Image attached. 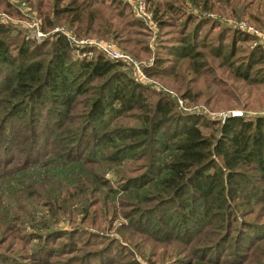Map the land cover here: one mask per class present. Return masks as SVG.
<instances>
[{
    "label": "rangeland",
    "instance_id": "374dc122",
    "mask_svg": "<svg viewBox=\"0 0 264 264\" xmlns=\"http://www.w3.org/2000/svg\"><path fill=\"white\" fill-rule=\"evenodd\" d=\"M68 1L59 0L55 5L61 6ZM98 1H102L103 4ZM94 2V7L100 10L98 14L104 19L100 20L101 25L104 27L108 21L110 31L115 24L114 34L75 33L72 27L59 18H52L53 25L47 26L44 19L54 0H0V23L8 27L6 42L9 51L15 56L22 41H26L28 45L29 41L34 44L40 43L37 47L35 45L28 47L30 51L28 58H43L49 51L46 42H50L57 34L62 35L75 47V50L70 52L71 57L89 58L91 53L94 54V51H89L90 49L106 57L96 43L111 44L117 51L125 53L130 58L122 61L124 65L120 70H124L134 82L142 85L140 90L147 103L152 104L160 95L168 96L174 103L173 111L193 114L199 118L198 124L203 132L216 135L217 127L205 120L212 117L219 119V114L232 110L240 111L243 116L250 119L264 116V58L262 57L259 63L252 62L247 73L250 83L235 75L245 71L244 61L246 57H250L251 52L264 50V0H94ZM112 2L124 5L115 8L124 11L122 17L115 15V9L109 10L105 7ZM153 9H156V16L163 20V26L156 22L155 16L153 17ZM145 14H150V17L147 18ZM132 17L140 24L125 25V20ZM240 33L245 34L244 40ZM183 39L187 43H192L193 55L189 59H180L177 53L169 49L172 46L182 47ZM78 40L91 41L97 46L88 43L80 46ZM84 45L91 46H86L89 49L80 51L79 49H82L80 47ZM229 53L231 58L227 61L223 55L230 57ZM23 61H27V58ZM156 61L159 64H156ZM15 62L19 67L21 60L17 59ZM20 68L21 66L18 69ZM137 69L143 77L137 74ZM17 71L16 68H8L0 63V80L6 73L4 80L12 84L13 80L9 83L8 79L14 78ZM74 79L79 80L80 77L75 76ZM82 81L89 91L96 90L102 82L84 78ZM105 87L108 88V84ZM0 99L2 122L9 107L7 108L8 98L5 94L0 95ZM80 110L81 107L77 105V109L73 110L75 112L70 114L73 119H69L68 123L61 122L62 130L78 126L79 114L82 112ZM20 115L4 123L0 142H6L8 145L5 140L16 136L9 133L21 134V123L26 121L27 115L23 117V122ZM31 116L33 120L29 122V126L33 125L35 130L41 129L38 126L40 121H37L36 110ZM142 117V112L133 109L124 112L122 118L112 116L107 121L112 123L115 121V125L141 128ZM45 122L49 127L54 123ZM109 127H112L111 123ZM178 128L179 126L172 123H165L152 140L140 134L136 136L139 140L137 143L131 142L133 148L125 147V143H130L131 140H117L120 158L116 162L109 160L107 153L111 151L110 149L101 146L95 149L92 136L89 135L84 137L85 144L79 150L81 154L68 156L65 158L67 162L65 164L61 163L64 161L62 159L49 161L48 163H61V167L55 168L56 174L65 171L73 177L72 172H75L84 178L83 180L88 181L87 187L97 189L91 194L84 191L88 195L83 194V197L82 194H74L77 199L67 195L69 208L79 209L89 205L95 201L93 199L95 195L102 196L100 193L102 192L115 200V210L113 212L108 208L105 214L92 213V209L98 208L101 204L96 200L97 202L89 207L87 215L76 210V214H72L73 218L69 219L68 214L53 216L49 207L43 203L39 205L40 202L47 201L46 198L31 204L21 202L24 212L21 210L18 230L11 233L0 232L2 234L0 264H264V254H261L264 253V238L257 235L261 231L264 232V193L260 191L261 188L264 189V180H261L260 172L253 164L243 169L245 171L241 176L247 177V182H239L238 187L233 190L234 193L231 192L233 194L231 198L228 196L230 211L225 214L224 203L218 202L221 207L218 209L216 207L215 213L203 216L200 208L205 201L198 199L197 195H190L189 192H182V198L168 200L165 194H161L163 195L161 197L145 192L150 184L142 186L143 188H134L132 185L128 188L130 186L128 184L129 186L126 185L124 188L132 191L122 190L121 183L125 179L126 181L135 179V183L141 179V175L146 177L150 174L149 170H146L147 161L144 158H135L136 155L141 153L145 158L160 155L157 150L171 135L179 131ZM42 130L35 132L38 134L37 138ZM97 131H100L99 127L96 128ZM19 139L20 136L16 141ZM37 141L41 144L40 155L37 157L43 159L45 155L41 151L44 147L40 137ZM11 145L15 147L13 143ZM130 152L136 155L132 156ZM11 157L12 159L0 164V167L6 166L0 168V171L6 173L4 179L21 175V181L27 170L17 172L19 167L15 169L22 162L20 149ZM84 158L89 159L87 164L86 160L83 162ZM19 172L21 173L17 174ZM149 177L153 178L152 173ZM24 181L30 182L27 179ZM7 183L0 185V188L5 189ZM24 191L32 193L33 190ZM69 193L75 192L70 188ZM60 195L63 197V194ZM42 196L45 197L43 194ZM8 200L11 199H1V204ZM187 200L198 211L194 216V222H185L183 217L185 211H182V214L179 207V201ZM208 201L209 207L216 204L213 198ZM233 210L234 213L231 212ZM42 216L48 218V231L32 227ZM224 218L227 219L223 220ZM53 220L55 222H52ZM52 230L59 232L50 233ZM225 233L229 238L227 241L224 239L225 249L215 248L217 253L214 252L215 255H212L213 251L209 252L210 248ZM184 234L187 235L183 236ZM248 237L250 240L254 239L250 246ZM208 255L211 256L209 259ZM3 259L6 262L1 261Z\"/></svg>",
    "mask_w": 264,
    "mask_h": 264
},
{
    "label": "trees",
    "instance_id": "16d2710c",
    "mask_svg": "<svg viewBox=\"0 0 264 264\" xmlns=\"http://www.w3.org/2000/svg\"><path fill=\"white\" fill-rule=\"evenodd\" d=\"M58 1L54 0L50 11L46 13L44 21L47 26L53 25L52 18H59L72 27L75 33H81L82 35L114 34L115 24L110 31L108 21H106L104 27L101 25L100 20L104 21V19L98 14L100 10L94 7V0H69L64 5L57 6L55 2ZM98 2L103 4L102 1ZM118 6L121 8L124 5L119 4V2L105 5L109 10H114ZM120 8L115 9L117 17L124 15V11ZM152 14L153 17L155 16L156 22L163 26V20L156 16V9L152 10ZM124 23L127 26L140 24L133 17L125 20ZM8 32V27L0 23V63L8 68H16L18 71L14 78L10 77L8 79L10 80L9 83L13 80L12 84H8V81L4 80L6 73L3 74L0 80V95L5 94V97L8 98L7 108L9 107L2 122L0 121V135L3 136L2 126L9 119L15 118L19 114H21V121L25 114L27 119L21 123V134L17 132L9 133V135L16 134V136L5 140L8 145L6 142H0V164L12 159L11 155L20 149L22 162L15 169L19 167L17 172L25 169L27 172L21 177L20 181L21 175L4 179L6 173L0 171V185L8 182L5 189L0 188V232L11 233L18 230L17 224L21 222V210L24 212L21 202L31 204L43 198H46L47 201H42L39 205L43 203V205L49 207V211L53 213V216L68 214V218L72 219V214H76V210L87 215L89 207L97 201L101 203L98 206L100 210L94 208L92 213L105 214L108 208L114 212L115 200L107 197L102 192H100L102 196L95 195L96 197L93 198L95 201L89 205L79 207V209L69 208L67 198L77 199L74 194L77 195L78 193L82 194V197L83 194L87 196L88 194L84 191L91 194L96 192L97 189L87 187L88 181L83 180L84 178L75 172H72L73 177L65 171L59 172V174L55 173V168L61 167V163H67L65 158L81 154L79 150L85 144L86 139L84 137L86 135L92 136L95 149L98 146L110 149L111 151L107 153L109 160L116 162L120 158L118 156L117 140H131L130 143H125V147L130 146L133 148L131 142L137 143L139 140L136 136L140 134L148 140H152L163 124L172 123L174 126H179V131L171 135L169 140L162 143L161 148L157 150L160 155H150L145 158L141 153L136 155V153L130 152V155H136L135 158H144L147 161L146 170H149L150 174L152 173L153 178L149 177L150 174L146 177L141 175V179H137L138 181L135 183V179H128L127 181L125 179L121 183L123 184L122 190H131L128 189L131 185L135 186L134 188H143L142 186L150 184L145 192L155 194L154 196L158 194L161 197H163L161 194H165L168 200L176 197L182 198V192H189L190 195H197L198 199L205 201L200 208L203 216L215 213L216 207L217 209L221 207L218 202L224 203V214L228 212L230 208L229 197L231 198L232 193H234L233 190L238 187L239 182H247V177L241 175L244 174L245 170L243 169L250 166V164L254 165L260 172L261 180H264V116L250 119L241 114V116H227L224 119L207 118L205 121L216 126L217 133L216 135L211 132L206 133L202 131V127L198 124L199 118L193 116V114L182 113L178 110L173 111L175 106L168 96L160 95L152 104L147 103L146 97L140 90L142 85L134 82L124 70H120L124 65L121 61L109 60L94 49L89 50L94 51V54L91 53L89 58L71 57L70 52L74 51L75 47L69 44L62 35L58 34L50 42H46L49 45V51L46 52L43 58H28L30 56L28 47L30 45L37 47L40 44H34L30 41L29 45L26 41H22L14 56L9 51L6 42ZM240 34L244 36L242 38L244 40L245 34ZM182 41L184 43L182 47L172 46L169 49H172L173 53H177L180 59H189L193 55L191 53L192 43H187L184 39ZM80 48H82L79 49L80 51L89 49L86 46ZM256 49L258 50V48ZM263 52L264 50L251 52L250 57H246V61H244L246 62L245 71L242 74L236 73L235 75L247 83L249 81L247 73L250 71L252 62H261L264 58ZM230 55L231 53H229ZM223 57L227 61L231 58V56L226 55H223ZM26 58L27 61H23ZM17 59L21 60L19 65L21 70L18 69V65H15ZM156 64H159V62L156 61ZM145 71L150 74L146 68ZM75 76H79L80 79L75 80ZM83 78L84 80L94 79L97 82H102L96 90L89 91L82 81ZM106 84H108V88L105 87ZM77 105L81 107L80 112L82 111L79 114L78 126L62 130L63 125L61 122L66 121L68 123L69 119H73L70 114L75 112L73 110L77 109ZM133 109L142 112L141 128L115 125V121L113 123L107 121L112 116L122 118L124 112ZM35 110L38 116L37 121H40L38 126L41 127L37 130L32 127L33 125L29 126V122L33 120L31 114ZM45 121H54V123L49 127ZM110 123L112 127H109ZM97 127L100 131L96 132ZM39 130H42L39 137L44 147L41 151L45 155L43 159L37 157L40 155L41 149V144L37 141L39 137L37 138L38 134H36ZM25 134L26 137L24 138ZM19 136L20 139L16 141ZM12 143L15 147L11 145ZM57 159L64 161L61 163H48L49 161H58ZM82 160L83 162L86 160L87 164L89 159L84 158ZM24 179L30 182L26 183ZM126 185L129 186L127 189L124 188ZM70 188L75 193L70 194ZM24 189L33 191L32 193H26ZM260 191L264 193L263 188ZM60 194H63V197ZM3 198L11 200H8L9 203L6 201L1 204ZM211 198L216 201V204L209 207L208 200ZM179 202L181 213L183 214L185 211V215L183 214L185 222H194V216L198 212L196 207L190 204L188 200L187 202ZM231 212L234 213V210ZM203 216L200 217L203 218ZM52 222H55V220ZM32 227L48 231V218L43 216L38 218ZM58 232L59 230L50 231V233ZM226 234L221 235V238L216 240L210 248L209 252L213 251L212 255L215 248L225 249L226 244L224 243L229 239ZM257 235L264 238L263 231ZM0 236H2L1 233ZM260 237L257 238L261 239ZM253 240L248 237V246L252 244ZM210 257L208 255V259ZM1 261L6 262L4 259Z\"/></svg>",
    "mask_w": 264,
    "mask_h": 264
},
{
    "label": "built area",
    "instance_id": "2783aa9c",
    "mask_svg": "<svg viewBox=\"0 0 264 264\" xmlns=\"http://www.w3.org/2000/svg\"><path fill=\"white\" fill-rule=\"evenodd\" d=\"M145 16L147 18L150 17V14H145ZM78 45H83V44H93L91 41H87V40H78L77 41ZM98 46H97V45ZM93 44L97 47L100 48V50L102 52H104V54L106 55V57L110 60H118V61H126V60H130V58L128 57V55H126L125 53L119 52L117 51L111 44H106V45H99L98 43ZM84 46H91V45H84ZM82 46V47H84ZM137 74L140 75L141 77H143V74L140 72V70L137 69ZM241 112L240 111H236V110H232L229 113H221L219 114V118L220 119H224L227 116H241ZM213 118V117H212Z\"/></svg>",
    "mask_w": 264,
    "mask_h": 264
}]
</instances>
